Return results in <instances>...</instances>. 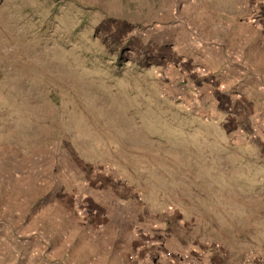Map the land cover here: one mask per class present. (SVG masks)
<instances>
[{"label": "rangeland", "instance_id": "obj_1", "mask_svg": "<svg viewBox=\"0 0 264 264\" xmlns=\"http://www.w3.org/2000/svg\"><path fill=\"white\" fill-rule=\"evenodd\" d=\"M264 264V0H0V264Z\"/></svg>", "mask_w": 264, "mask_h": 264}, {"label": "crops", "instance_id": "obj_2", "mask_svg": "<svg viewBox=\"0 0 264 264\" xmlns=\"http://www.w3.org/2000/svg\"><path fill=\"white\" fill-rule=\"evenodd\" d=\"M226 264H230V263L227 262Z\"/></svg>", "mask_w": 264, "mask_h": 264}]
</instances>
